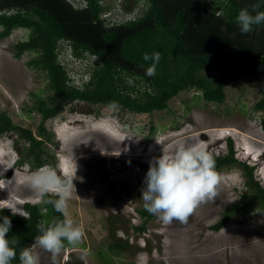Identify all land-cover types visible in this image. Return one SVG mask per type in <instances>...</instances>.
Masks as SVG:
<instances>
[{
    "label": "rangeland",
    "instance_id": "374dc122",
    "mask_svg": "<svg viewBox=\"0 0 264 264\" xmlns=\"http://www.w3.org/2000/svg\"><path fill=\"white\" fill-rule=\"evenodd\" d=\"M120 1L103 0L113 11L112 20L131 13L123 14ZM26 33L18 28L0 40V111L36 134L40 116L27 107L33 102L30 93L43 90L47 79L27 64L29 53L14 56V44ZM62 48L59 57L68 73H83L91 58L74 56L65 43ZM260 78L229 83L223 103L195 101L193 90L149 114L74 101L47 120L44 126L54 133V143L45 145L56 160H64L68 168L64 179L71 182L74 177L68 216L84 232L79 245L62 250L57 264H264V217L256 209L240 213L219 230L211 229L224 207L245 191L239 167L218 173L217 195L200 204L187 223L164 224L155 216L143 231L134 229L141 223L138 208L143 206L141 189L148 170L136 161L150 163L163 149L171 154L184 144L209 155L223 154L230 138L238 159L257 164L255 176L264 185L262 111L253 109L260 97ZM16 137L9 133L0 138V205L10 204L22 213L24 202L38 201L27 183L38 169L28 161L16 164L23 151L20 141L13 145ZM110 242L128 245L115 253L108 248ZM31 248L39 255V264H51L50 253L35 243Z\"/></svg>",
    "mask_w": 264,
    "mask_h": 264
},
{
    "label": "trees",
    "instance_id": "16d2710c",
    "mask_svg": "<svg viewBox=\"0 0 264 264\" xmlns=\"http://www.w3.org/2000/svg\"><path fill=\"white\" fill-rule=\"evenodd\" d=\"M253 3H261L259 10L264 11V0H121L123 14L131 13L112 20L113 11L103 0H0V40L15 29L26 30V37L14 44V56L29 53L27 64L47 79L45 91L30 93L33 102L27 107L40 116L36 134L0 111V138L14 133L13 145L22 143L17 165L28 161L33 169L52 168L58 159L45 143H54V133L44 123L60 115L67 104L82 101L110 106L116 102L120 108L149 114L166 109L170 99L190 90L196 92L195 101L223 103L229 83L259 75L260 97L253 109L262 111L259 123L264 131V23L247 34L235 23L239 11L251 12ZM63 43L74 56L91 58L82 69L87 77L68 73L59 57ZM154 52L161 59L156 74L149 77L145 72L152 61H144L143 55ZM210 156L217 174L239 167L245 178V191L224 207L211 229L219 230L253 209L264 217V185L255 176L257 164L238 159L230 138L226 153ZM136 163L147 169L150 165ZM48 198L56 199L49 194L37 202H24L21 214L0 209V223L4 216L11 220L7 238L17 242L10 245L17 252L11 264H20V251L34 244L39 221L64 219L43 202ZM138 213L141 223L134 229L143 231L155 215L144 206ZM127 245L110 242L108 248L120 253Z\"/></svg>",
    "mask_w": 264,
    "mask_h": 264
},
{
    "label": "clouds",
    "instance_id": "9594fccd",
    "mask_svg": "<svg viewBox=\"0 0 264 264\" xmlns=\"http://www.w3.org/2000/svg\"><path fill=\"white\" fill-rule=\"evenodd\" d=\"M260 8L261 3H253L251 12L247 8L239 11L235 23L242 34H247L253 30V26L264 23V11L259 10ZM143 59L146 62L152 61L145 74L149 77L154 76L161 54L144 53ZM82 75L87 77L83 73L75 76ZM110 107L115 110L118 105L111 102ZM67 172L64 160L59 159L57 166L51 169L48 166L41 167L27 177L28 185L39 197L44 198L49 194L56 197L44 199L43 202L51 204L55 211L64 216L63 220H54L51 223L41 220L36 225L39 234L35 237L34 243L51 254V264H57V257L66 245L75 247L82 242L84 236L83 229L74 224L68 216V201L74 187L72 183L74 177L71 182L67 181ZM218 182L215 162L205 150L196 145L186 147L179 144L171 154L163 149V154L150 162L141 189V199L144 209L149 214L157 216L164 224H170L174 220L187 223L189 216L200 204L215 198ZM9 199L10 196L5 201ZM4 208L10 209L13 215L19 213L10 204L0 205V209ZM2 221L0 264H11V261L17 258V252L13 247L17 242L9 241L7 238L11 229L9 217H2ZM39 259V255L34 253L32 248L26 247L19 253L20 264H39Z\"/></svg>",
    "mask_w": 264,
    "mask_h": 264
},
{
    "label": "built area",
    "instance_id": "2783aa9c",
    "mask_svg": "<svg viewBox=\"0 0 264 264\" xmlns=\"http://www.w3.org/2000/svg\"><path fill=\"white\" fill-rule=\"evenodd\" d=\"M71 74H73V73H71ZM76 76L74 75V78H75Z\"/></svg>",
    "mask_w": 264,
    "mask_h": 264
}]
</instances>
